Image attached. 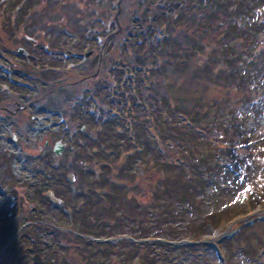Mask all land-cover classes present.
<instances>
[{
    "label": "rangeland",
    "instance_id": "374dc122",
    "mask_svg": "<svg viewBox=\"0 0 264 264\" xmlns=\"http://www.w3.org/2000/svg\"><path fill=\"white\" fill-rule=\"evenodd\" d=\"M22 1H14V6H18L19 11L22 10ZM148 1L133 0L134 7H131L132 2L121 0L122 8L117 21L115 16L118 0H36L29 5L32 12L30 15L26 14L27 21L24 20L26 22L19 25L17 39L9 43L6 53L0 55V104L4 103L5 96L13 98L12 104L17 108L9 112L0 109V206L9 202V208L16 216L15 219L13 216H7V224L14 225L8 227L11 237L5 245H9L13 240L17 241L19 237L25 239L31 234L30 237L34 238L36 245L48 246L46 252L63 253L61 244L57 241L65 243L68 233H74L68 228L76 229L75 225H72L76 213L80 216V212H75L72 206L87 210V207L93 204V207L88 209L94 218L93 223H88L91 231L111 235V239L121 232L125 236L152 234L168 238L188 236L204 239L202 242L205 245L197 248L198 254L194 252L180 256L179 252L170 253L171 258L177 259L174 264H178L181 257L192 258L195 264H264V209L261 207V204H264V145L252 154L251 159H246L249 154L244 149L233 151L234 158H225V155H230L225 150V143L218 145L216 151L220 152L221 159L217 158L216 162L222 166V175L225 172L226 174L216 177L206 185L194 207L181 206L173 197L176 188L168 195H161L160 208L155 207L156 199L151 201L146 184L143 188L120 191L119 195L115 190L113 196L118 207L110 206L105 198H99L97 193L87 195L79 190V185L83 184L89 191L92 179L100 173L103 176L105 172V169L102 171L100 166H97L93 170L96 172L94 178H90L88 168L92 165L89 160L95 150V143L90 142L86 136L91 132L92 138L95 137L96 132H93V124L90 121L95 114L92 113V105L81 104L86 96L83 93L84 83L91 81L88 77L82 80L83 76H87L82 72L87 69L92 72L97 70L96 61L100 58L102 50V65H114L116 46L114 42L109 41V44L106 41L109 35L116 31L115 23L119 22L122 28L129 25V31H133L134 27L139 29L144 21L137 17V10L141 2L147 7ZM78 8L87 13L79 14ZM256 9L251 11L250 17L245 18L249 27H261L254 41L256 47L242 58V67L247 69L251 67V59H254V62L260 61L256 70L263 64L259 73L261 76L252 78V87L249 79L245 80L243 87L238 88L236 81L231 85L225 79L219 78V85L208 88V79L202 78L184 85L179 91L182 95L197 96L198 87L205 86V92L201 95L207 96L205 98L208 104L214 100V104H218L219 98L220 109H216L217 113L212 110L217 115L214 123L210 117L214 131L221 130L218 124L220 119H224L227 125L232 119L233 123L229 127L231 133L238 130L240 136L264 135V112L254 115L250 113L249 117H245L254 107H258L259 111V107L264 104V58L259 59L258 55L264 50V13ZM11 11L13 14L14 10ZM250 37L251 34L236 39L237 47L243 50L251 46ZM109 45L113 48L106 51ZM19 47L27 56L16 53ZM87 53H90L89 57L85 56ZM51 66L59 69L52 70ZM53 74L59 77L61 86L47 93L50 84L42 83L43 77H54ZM187 75L190 78V74ZM75 117H80L81 122H76ZM84 120L86 121L83 125ZM77 126L84 128L79 130ZM256 126L257 130L254 131ZM120 127L122 131L126 130L125 125ZM246 131L250 133H245ZM58 140L64 143L60 156L53 152V146ZM122 156H126V152ZM123 159L124 157L117 160L115 166L119 162L122 164ZM138 177H141V174H138ZM114 182L113 178L112 182L108 183H112L113 187ZM74 184L78 187L75 188ZM40 187L49 189L44 194H39ZM73 194L75 196H71ZM79 202H83L82 207H79ZM251 204L256 209L246 213V207ZM233 209L242 210L246 214H237L232 222L223 216L216 228L211 227L209 222L202 225L210 213L215 212L216 216L222 211ZM27 219L34 222L22 224ZM76 230L83 229L80 227ZM3 240L4 238H0V242ZM26 241L32 244L28 239ZM184 242L182 240L179 243ZM116 250L118 260L122 251L114 249ZM141 253L142 251L139 252ZM66 255L68 252L59 254L57 264H75L74 260ZM141 256L144 258L145 251ZM116 264L132 263L130 259H126Z\"/></svg>",
    "mask_w": 264,
    "mask_h": 264
},
{
    "label": "trees",
    "instance_id": "16d2710c",
    "mask_svg": "<svg viewBox=\"0 0 264 264\" xmlns=\"http://www.w3.org/2000/svg\"><path fill=\"white\" fill-rule=\"evenodd\" d=\"M14 1L0 0V55L6 53L9 43L17 39L19 25L27 21L26 14L30 15L32 12L29 5L36 0H23L21 11L19 8L16 10ZM131 2V7H134L133 0H127V3ZM143 3L141 2L137 10V17L144 21L141 27H134L133 31H129L128 25L112 34L106 41L109 44V41H112L116 46L114 68L102 65V50L103 57L96 61L98 72H92L90 69L82 72L87 76L81 79L88 77L91 81L84 83L83 93L86 96L81 104L92 105V113L95 114L90 118L93 124L91 128L96 132L95 137L92 138L91 132L86 136L90 142L95 143V150L89 160L92 165L88 168L90 178H94L96 172L93 170L97 166H100L102 171L105 169V172L103 176L100 173L92 179L89 191L83 184L79 185V190L87 195L97 193L99 198H105L110 206L118 207L113 196L115 190L119 195L120 191L143 188L146 184L151 201L156 199L155 207L160 208L161 195H168L176 188L173 197L181 206L194 207L206 185L222 175V166L216 162L217 158L221 159L220 152L216 151L218 145L225 143V150L230 154L225 155V158H234L233 151L244 149L249 154L246 159H251L252 154L264 145V135L240 136L238 130L231 133L229 127L233 123L232 119L229 125L224 119H220L218 124L221 130L214 131L210 117L214 123L217 115L212 110L216 112V109H220L219 98L218 104H214L215 100L208 104L205 98L207 96L201 95L205 92V86L198 87L197 96L182 95L179 91L184 85L202 78L208 79V88L219 85V78L225 79L229 84L236 81L238 88L243 87L245 80L249 79L252 87V78L261 76L259 73L263 64L256 70L260 61L249 60L252 62L249 69L253 70L250 71L242 67V58L256 47L254 41L261 27H249L245 18L250 17L255 8L264 13V0H149L147 7ZM77 12L87 13L81 8H78ZM250 34L251 46L243 50L237 47L238 41L235 40ZM112 48L109 45L106 51ZM258 55L259 59H263L264 50ZM51 67L55 71L59 69ZM13 72L15 73V70ZM53 75L54 77H43L42 83L50 84L47 93L61 86L59 77ZM1 100L0 97V102ZM12 101L13 98L4 96L0 109L5 112L17 109ZM259 108L257 111L258 107H254L245 117H249L250 113L254 115L264 112V104ZM75 121L81 122L80 117H75ZM121 125L126 126L125 131H122ZM77 129H82V126H77ZM125 152L126 156H122ZM122 157V164L119 162L115 166L117 160ZM86 174L89 176L88 172ZM138 174H141V177H138ZM225 174L226 172L223 175ZM113 178L115 182L112 187V183L108 182H112ZM74 186L78 187L75 184ZM47 189L49 188L40 187L39 194H44ZM95 201H98L96 197ZM71 203L73 204V200ZM148 203L152 205L151 202ZM78 205L82 207L83 202ZM262 206L264 209L263 203ZM72 207L75 212H80V216L74 213L76 218L72 225L83 230L67 227L74 233H68L65 243L57 241L63 251L57 253L46 252V244L36 245L34 238L30 237L31 234L27 235L30 238L19 237L17 241L13 240L9 245H5L11 237L8 227H13L14 223L11 226L7 224V216H11L9 204L0 206V238H4L0 242V264H57L58 255L66 252V256L72 258L75 264H116L126 259H130L132 264H174L177 259L171 258L172 253L179 252L180 256L194 252L198 254L199 249L205 245L202 237L168 238L152 234L124 237L122 232L116 234L115 242L102 240L111 235L91 231L88 223H93L94 218L88 209H91L93 204H90L87 210L78 209L75 205ZM246 209V213H249L255 210V207L251 204ZM241 212L243 211L233 209L222 211L216 216L215 212H212L205 217L202 225L209 222L211 227L216 228L223 216L232 222ZM30 222L34 220L27 219L22 224ZM26 239L32 244H28ZM182 240L185 242L179 243ZM175 241L178 243L175 244ZM114 249L122 251L118 260V250ZM140 251H145L144 258L142 253L139 254ZM182 258L178 264H195L192 258Z\"/></svg>",
    "mask_w": 264,
    "mask_h": 264
},
{
    "label": "water",
    "instance_id": "95a60500",
    "mask_svg": "<svg viewBox=\"0 0 264 264\" xmlns=\"http://www.w3.org/2000/svg\"><path fill=\"white\" fill-rule=\"evenodd\" d=\"M18 52L24 53L20 47L18 48ZM87 55H89V53H87ZM62 150H63V144L60 141H57L53 146V151H54L55 155L56 156L61 155Z\"/></svg>",
    "mask_w": 264,
    "mask_h": 264
},
{
    "label": "snow or ice",
    "instance_id": "6c2138e0",
    "mask_svg": "<svg viewBox=\"0 0 264 264\" xmlns=\"http://www.w3.org/2000/svg\"><path fill=\"white\" fill-rule=\"evenodd\" d=\"M249 189H245V191H248Z\"/></svg>",
    "mask_w": 264,
    "mask_h": 264
}]
</instances>
